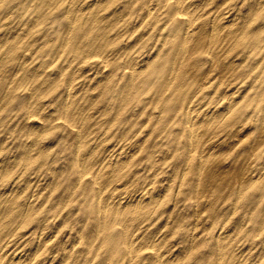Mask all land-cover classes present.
Masks as SVG:
<instances>
[{"label":"rangeland","instance_id":"1","mask_svg":"<svg viewBox=\"0 0 264 264\" xmlns=\"http://www.w3.org/2000/svg\"><path fill=\"white\" fill-rule=\"evenodd\" d=\"M0 58V264H264V0H0Z\"/></svg>","mask_w":264,"mask_h":264},{"label":"bare ground","instance_id":"2","mask_svg":"<svg viewBox=\"0 0 264 264\" xmlns=\"http://www.w3.org/2000/svg\"><path fill=\"white\" fill-rule=\"evenodd\" d=\"M78 3V2H77ZM191 3H192V1H191ZM197 3H195L194 5H196ZM194 5H191V6H194ZM152 6H153V4H152ZM187 6V4L186 3H181L180 5H179V7H182V8H185ZM190 7V6H189ZM196 7V6H195ZM216 8V7H215ZM262 8V7H261ZM193 9V8H192ZM181 11V10H180ZM194 11V10H193ZM198 11V10H197ZM151 14V13H150ZM188 16V15H187ZM200 16H202V15H200V14H198V17H200ZM227 17H230V16H226V17H223V18H220L217 22H216V24H215V27H214V32H215V36H216V38L215 39H217V37L219 36V35H221V34H223V33H225L228 37L229 36H232V34L234 33V31L236 30V29H234V26L236 25V20L233 18L232 20H230L229 19V21H228V19H227ZM235 17V16H234ZM236 18V17H235ZM122 21V20H121ZM190 22V21H189ZM192 22H195V20H192L191 21V23ZM239 22V21H238ZM189 24V23H188ZM193 25V24H192ZM193 27V26H192ZM213 27V26H212ZM258 30V29H257ZM187 31H188V29H187ZM190 31H191V29H190ZM194 31H195V29H194ZM256 31V30H255ZM242 32V31H241ZM187 33V32H186ZM191 33V32H190ZM203 33V32H202ZM192 35V34H191ZM239 35V34H238ZM186 36V35H185ZM191 37V36H190ZM193 37V36H192ZM208 37V36H207ZM242 37V36H241ZM257 37H258V35H257ZM182 39V38H181ZM227 39V38H226ZM179 41H183V40H179ZM22 42V41H21ZM179 43H181V42H179ZM233 45V44H232ZM181 46V45H180ZM179 46V47H180ZM64 47V46H63ZM183 47V46H182ZM224 48V47H223ZM179 50V49H178ZM220 51V50H219ZM228 51V50H227ZM60 55V54H59ZM211 55V54H210ZM184 57V56H183ZM101 58V57H100ZM108 58V57H107ZM1 59V58H0ZM106 61H107V59H105ZM229 61V60H228ZM182 62V61H181ZM98 63V62H97ZM100 63V62H99ZM231 65V64H230ZM178 67V66H177ZM93 68V67H92ZM181 68V67H180ZM134 69V68H133ZM171 70V69H170ZM133 73H134V70H133ZM178 73V72H177ZM95 76V75H94ZM93 79V78H92ZM170 79V78H169ZM173 80V79H172ZM168 81V80H167ZM136 82V81H135ZM89 83V82H88ZM171 83V82H170ZM210 83V82H209ZM71 88H73V87H71ZM87 88V87H86ZM85 88V89H86ZM165 90V89H164ZM163 91V90H162ZM194 93V92H193ZM198 95V94H197ZM192 101H193V98H192ZM195 102V101H194ZM234 102H236L235 100H234ZM189 105V104H188ZM189 107V106H188ZM194 107V106H193ZM190 108H191V106H190ZM68 109V108H67ZM187 111V110H186ZM191 111V110H190ZM216 111H218V110H216ZM216 111H213L212 113H210V118L212 117H214V116H216ZM187 114V113H186ZM191 117H192V115H191ZM215 118V117H214ZM193 121V120H192ZM195 122V121H194ZM193 123V122H192ZM196 123V122H195ZM189 124V123H188ZM201 126V125H200ZM54 128V127H53ZM191 129V128H190ZM191 132H193V131H191ZM206 134V133H205ZM191 136V135H190ZM190 139H191V137H190ZM200 139V138H199ZM198 140V139H197ZM199 141V140H198ZM197 141V142H198ZM138 145V144H137ZM198 145V144H197ZM256 145V144H255ZM255 147V146H254ZM121 151V150H120ZM79 152H81V150L79 151ZM114 152V151H113ZM29 153V152H28ZM36 154V153H35ZM121 154V153H120ZM122 154H123V152H122ZM79 155V154H78ZM118 155V154H117ZM217 155V154H216ZM89 157V156H88ZM104 157V156H103ZM121 157V156H120ZM119 158V157H118ZM93 159V158H92ZM121 160V159H120ZM187 163V162H186ZM113 164H116V162H114V159L113 158H109L108 157V159H105L102 163H101V170L102 169H106V168H108V167H110V166H112ZM248 164V163H247ZM244 166V165H243ZM99 170V169H98ZM5 172V171H4ZM240 173H241V170H240ZM182 182V181H181ZM244 182V181H243ZM121 187V186H120ZM10 191V190H9ZM9 194V193H8ZM116 196V195H115ZM115 196H113V197H115ZM119 196V195H118ZM123 196V195H122ZM101 197V196H100ZM117 197V196H116ZM154 198H155V193L153 192V191H149V192H147V193H145L144 192V194H142V195H140L139 196V198H137V200H136V205H137V207L139 206V207H148L150 204H151V202L154 200ZM114 199V198H113ZM136 199V198H135ZM132 200V199H131ZM127 200H126V198H125V196L124 197H119L118 198V202H120V204L121 203H123V202H126ZM117 202V201H116ZM158 202V201H157ZM8 203V202H7ZM127 203V202H126ZM131 203H132V201H131ZM130 204V203H129ZM31 205H33V204H31ZM109 204H107V206H108ZM114 205V204H113ZM118 205V204H117ZM131 206H132V204H131ZM117 207V206H116ZM4 209V208H3ZM12 209V208H11ZM105 210V209H104ZM117 211V210H116ZM234 211V210H233ZM105 213V212H104ZM147 215V214H146ZM149 215V214H148ZM197 215V214H196ZM105 217V216H104ZM148 217V216H147ZM133 234V233H132ZM134 235V234H133ZM2 236V235H1ZM10 239V238H9ZM219 239V238H218ZM196 241V240H195ZM134 247V246H133ZM130 250V249H129ZM157 250V249H156ZM6 255V254H5ZM160 255V254H159ZM3 256V255H2ZM16 256V255H15ZM20 257V256H19ZM164 256H162V255H160V257H158V258H162V259H164L163 258ZM20 258H18V260H19ZM161 260V259H160ZM161 262V261H160ZM163 262V261H162ZM165 262H167V261H165ZM260 262V261H259ZM18 264H22L20 261H18L17 262ZM23 263H25V261L23 262ZM131 264V263H130Z\"/></svg>","mask_w":264,"mask_h":264}]
</instances>
